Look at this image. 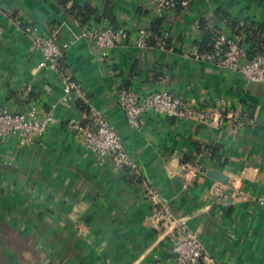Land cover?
Here are the masks:
<instances>
[{"label":"crops","instance_id":"0c3cea01","mask_svg":"<svg viewBox=\"0 0 264 264\" xmlns=\"http://www.w3.org/2000/svg\"><path fill=\"white\" fill-rule=\"evenodd\" d=\"M63 1L0 0V113L57 106L56 122L32 146L0 139V264H176L168 238L147 226L153 210L147 186L189 219L216 260L264 264V84L194 55L201 20L237 38L251 55L261 52L215 15L264 26V0H193L188 10L162 16L148 0ZM74 4L94 9L97 20L82 24L69 10ZM101 17L131 34L108 60L81 37V26ZM22 25L57 30L61 42L71 43L63 72L114 126L141 180L75 139L69 122L83 110L62 104L61 70L40 67L43 56ZM154 27L172 49L136 46L139 31ZM123 90H168L217 117L200 124L150 112L143 128L132 129ZM185 164L200 168L196 179L185 182L182 174L181 180ZM210 170L228 182L208 176Z\"/></svg>","mask_w":264,"mask_h":264},{"label":"built area","instance_id":"2783aa9c","mask_svg":"<svg viewBox=\"0 0 264 264\" xmlns=\"http://www.w3.org/2000/svg\"><path fill=\"white\" fill-rule=\"evenodd\" d=\"M148 1L156 7L158 16L177 9L179 5L184 10H188L191 5L190 0ZM21 27L35 49L43 56L40 67L60 71V60L71 43L61 42L57 30L41 33L33 26ZM81 37L98 50L103 60H108L113 49L129 41L131 34L125 27H115L106 18H102L94 25H82ZM151 38L149 30L141 29L135 38V44L139 48H147L146 43ZM156 46L166 49L162 39L157 40ZM251 51L237 38L222 32L216 36L214 52L211 55H201L198 52L194 55L196 59L215 61L220 67L233 75L244 77L248 82L264 84V52L251 55ZM62 80V104L71 107L83 102L88 106V112H83L80 119L72 118L69 122V126L74 129L75 139L84 147L96 152L100 159L112 157L118 169L130 168L137 173L138 165L128 154L116 129L101 112L91 107L81 85L70 76L63 75ZM120 103L128 125L137 130L143 128L144 116L150 112L166 118L190 120L200 124L211 123L217 117L209 108L198 107L193 100H187L168 90L146 94L123 90L120 93ZM56 109V105L47 110L32 106L19 113H0V139L12 138L22 147L32 146L56 122ZM182 168L185 182L196 179L201 171L198 166L188 164ZM146 196L153 204V210L146 220L147 226L168 238L176 264H224L207 251L198 234L190 229L189 219L176 215L158 189L147 186Z\"/></svg>","mask_w":264,"mask_h":264},{"label":"trees","instance_id":"16d2710c","mask_svg":"<svg viewBox=\"0 0 264 264\" xmlns=\"http://www.w3.org/2000/svg\"><path fill=\"white\" fill-rule=\"evenodd\" d=\"M70 1L71 0H64L62 3L68 4ZM190 1L192 3L193 0H190ZM177 9L181 10L182 7L179 5L177 6ZM69 10L72 13L73 12L75 13L76 17L80 20L82 24H88L91 21V18L97 20L96 11L88 6L80 7L74 4ZM215 16H218V18H221L223 20L226 19L228 22H231L233 26L238 27V30H235L236 35L241 34V32L246 33L248 36L247 40L251 42L257 48V50L264 52V26L263 25L255 26L253 24H249V25L244 24V23L240 24L236 20H231V18L228 16H224V15L219 16L218 14H216ZM102 18H105V17H101V19ZM99 21L100 19L98 20V22ZM199 26H200L201 33H202L201 34L202 38L197 44L198 53L201 55H211L214 52L215 39H216V36L219 34V32L218 31L216 32V30H212L211 28H209L205 20H201ZM154 28H153V31H150L152 34V38L147 41L146 43L147 48L148 47L157 48L156 46L157 40L162 39L165 41L166 49L168 50L171 49L170 39H167L166 37L164 38L163 37L164 35L158 31V28H155V29ZM60 64H61V60H60ZM60 70H61L62 75L68 76L63 72L62 66ZM77 104L78 106L82 108L83 112H88V106H86V104H84L83 102H78ZM125 170H130L133 172V170L130 168H126ZM133 173L135 174V177L137 179L141 180L140 176H138L137 173L135 172Z\"/></svg>","mask_w":264,"mask_h":264},{"label":"water","instance_id":"95a60500","mask_svg":"<svg viewBox=\"0 0 264 264\" xmlns=\"http://www.w3.org/2000/svg\"><path fill=\"white\" fill-rule=\"evenodd\" d=\"M181 172V180L182 179V173H183V168L180 170ZM208 176L212 177L213 179L223 182V183H227L228 182V178L225 177L220 171L218 170H210L208 172Z\"/></svg>","mask_w":264,"mask_h":264}]
</instances>
